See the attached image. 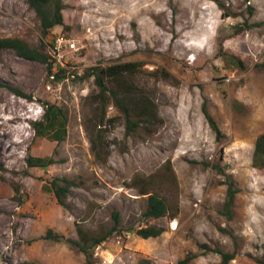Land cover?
<instances>
[{
    "label": "rangeland",
    "instance_id": "374dc122",
    "mask_svg": "<svg viewBox=\"0 0 264 264\" xmlns=\"http://www.w3.org/2000/svg\"><path fill=\"white\" fill-rule=\"evenodd\" d=\"M65 27L44 38L27 0H0V38H19L54 62L0 52V264H85L72 242L78 229L119 233L95 249L97 264H264V167L253 155L264 134V0H64ZM237 28L243 29L240 33ZM242 66H238V62ZM139 64L128 76L158 106L162 124L126 136L123 115L89 68ZM65 70L60 77L55 74ZM67 117L61 141L41 138L33 124L46 106ZM121 116L99 127V116ZM209 113L224 137L218 140ZM29 157L51 158L47 169ZM171 166L177 182L167 180ZM214 166H219L220 172ZM153 178L152 192L179 208L177 217L145 220L147 196L132 185ZM230 177V179L228 178ZM73 182L62 206L45 188ZM234 182L232 217L225 214ZM162 227L157 239L135 234ZM49 231L63 239L48 238Z\"/></svg>",
    "mask_w": 264,
    "mask_h": 264
},
{
    "label": "trees",
    "instance_id": "16d2710c",
    "mask_svg": "<svg viewBox=\"0 0 264 264\" xmlns=\"http://www.w3.org/2000/svg\"><path fill=\"white\" fill-rule=\"evenodd\" d=\"M28 5L35 11L41 25L42 35L44 38L48 37L50 31L57 27H65L64 21V0H27ZM243 29L237 28L240 33ZM5 50H12L16 55L22 59L29 61L40 62L47 64L49 74H54V62H49L50 56L43 53L41 50L31 47L26 41L19 38H0V52ZM237 65L242 66V62H238ZM264 70V63L257 66ZM139 71V64L135 62H126L121 64L110 65L107 67H91L88 72L91 77H95V83L100 88L99 98L105 101L106 94L111 95L114 101V106L123 115L126 126V136L129 137L132 133L136 132L137 129L145 124L148 127V131L153 133L156 131V127L162 124V120L159 117L158 106L155 101L140 92L136 86L128 80V76L137 74ZM65 70L60 68L58 73L55 75L60 77L64 74ZM0 86L9 89L15 95L32 99L30 95H26L20 89L9 85L7 83H1ZM208 123L212 131L215 133L218 140H221L224 135L222 134L218 124L212 118V116L205 112ZM121 116L106 119V113L103 111L99 116L98 125L103 127L105 125L111 126ZM37 135L41 138H48L54 141L61 142L66 138L67 135V117L64 114L62 108L57 105H47L44 120L35 122L33 124ZM29 166L36 168L47 169L53 165L51 158H36L29 157L27 160ZM253 165L255 168L264 167V134L260 135L255 144V150L253 155ZM169 168V174L167 180L172 183H176L177 179ZM220 172L223 170L217 165L214 166ZM230 179V177H228ZM230 184L228 190L227 201L224 206L225 214L228 217H232L233 207L235 203V194L233 190L234 182H228ZM72 181L64 178L55 179L49 186L45 188L55 193L59 203L64 206V199L69 194ZM132 185L139 188L141 195L147 196L146 210L143 214L145 220L161 219V218H176L179 208L176 206L175 210L170 200L167 197L160 196L156 192L151 191V187L154 186L153 178H142L137 177L134 179ZM115 225L110 228L107 232L102 235L92 236L82 229H78L80 240L78 242H72L79 250L80 253L86 257L85 264H97L94 259L95 249L98 248L102 243L108 241L113 234L119 233L120 226V213L114 212L113 214ZM166 230L162 227L147 226L141 227L135 230V234L145 240L157 239L161 237ZM48 238L63 239V236L53 235L52 231L47 234ZM222 256L221 264H230L234 259L235 255L230 253H224L217 251ZM192 255H188L185 260L181 261V264H188L193 260ZM140 264H148V262H141Z\"/></svg>",
    "mask_w": 264,
    "mask_h": 264
}]
</instances>
